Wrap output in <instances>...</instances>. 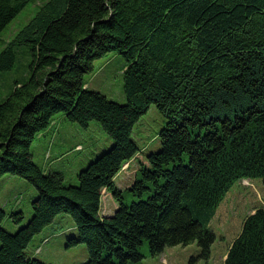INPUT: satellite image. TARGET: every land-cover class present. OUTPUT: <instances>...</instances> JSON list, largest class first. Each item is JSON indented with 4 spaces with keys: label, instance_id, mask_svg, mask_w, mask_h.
<instances>
[{
    "label": "trees",
    "instance_id": "obj_1",
    "mask_svg": "<svg viewBox=\"0 0 264 264\" xmlns=\"http://www.w3.org/2000/svg\"><path fill=\"white\" fill-rule=\"evenodd\" d=\"M33 1L0 0V35ZM23 49L24 80L0 102V179L22 177L38 196L14 233L3 223L20 226L23 213L0 206V264H47L27 250L60 214L75 222L70 245H86L84 264H143L146 243L153 255L197 243L191 262L209 264L227 194L242 180L264 185V0H49L1 51L0 76ZM109 52L127 63L126 104L86 88ZM151 105L165 120L159 150L122 190L115 178L141 150L134 128ZM57 114L96 121L113 141L76 186L33 161L34 140ZM104 190L118 205L109 217ZM225 264H264V208L245 219Z\"/></svg>",
    "mask_w": 264,
    "mask_h": 264
},
{
    "label": "rangeland",
    "instance_id": "obj_2",
    "mask_svg": "<svg viewBox=\"0 0 264 264\" xmlns=\"http://www.w3.org/2000/svg\"><path fill=\"white\" fill-rule=\"evenodd\" d=\"M48 1L35 0L18 14L0 35V53ZM23 48L27 47L23 46ZM30 58V54L23 49L21 57L16 61V68L0 76V102L9 95L11 86L16 81L24 80L23 76L27 73ZM126 64L124 56L118 52L105 54L94 62V71L85 76L86 88L105 95L109 100L126 104L127 98L124 92ZM164 124L162 115L154 105H151L134 128L133 138L141 150L123 166L116 176L115 183L118 188L125 190L130 187L141 165L147 164L148 154L159 150L160 142L157 133ZM112 144L113 141L98 122L92 121L88 127H83L77 122L68 120L64 114H57L49 129L34 140L31 153L34 163L42 170L51 169L61 172L66 177L65 185L76 186L79 184L78 173L108 150ZM108 193L105 190L103 192V216L107 214ZM37 196L36 187L22 177L4 175L0 179V206L8 214L21 211L24 215L20 226L7 218L3 223L6 231L14 233L27 225L33 214L32 202ZM125 196L128 203L138 200L132 197L130 192H126ZM258 208H264L263 183L257 180L238 182L227 194L211 222L217 238L212 246L209 264H225L228 249L239 236L245 219L256 213ZM75 226L70 215H58L51 225L33 238L27 253L47 264L86 263L89 260L86 245H70V239L77 236L74 234L77 228L73 230ZM141 251L145 256L143 264H204L200 260L191 262V258L200 253H197L200 251L197 243L186 247H169L159 255H153L146 243Z\"/></svg>",
    "mask_w": 264,
    "mask_h": 264
},
{
    "label": "crops",
    "instance_id": "obj_3",
    "mask_svg": "<svg viewBox=\"0 0 264 264\" xmlns=\"http://www.w3.org/2000/svg\"><path fill=\"white\" fill-rule=\"evenodd\" d=\"M50 134H51V130H50ZM52 137V136H51ZM51 141V140H50ZM51 144H53L52 143V141H51ZM49 171H53V170H49ZM47 172V171H46ZM64 178L66 179V177L64 176ZM108 198H107V202H108V205H107V214H105L104 216H106V217H109V216H112L113 215V213L115 212V210L117 209V207H118V205H117V202L114 200V198H112L113 196H112V194H110V193H108ZM75 228H76V226L75 227H73V230H75ZM77 233V231L74 233V234H76ZM45 239H46V237H45Z\"/></svg>",
    "mask_w": 264,
    "mask_h": 264
}]
</instances>
